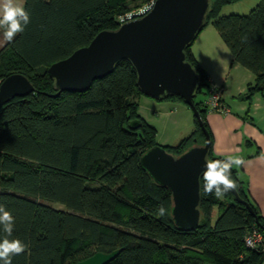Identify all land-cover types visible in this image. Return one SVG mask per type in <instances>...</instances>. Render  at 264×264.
<instances>
[{
  "label": "trees",
  "instance_id": "obj_1",
  "mask_svg": "<svg viewBox=\"0 0 264 264\" xmlns=\"http://www.w3.org/2000/svg\"><path fill=\"white\" fill-rule=\"evenodd\" d=\"M150 1H25L30 23L0 49V83L22 74L35 88L0 108V205L15 219L9 239L28 246L12 264H74L96 252L117 249L120 254L109 264H264V246L250 248L244 242L253 228L264 234V217L234 165L235 189L253 213L231 191L222 199L205 193L202 174L198 229L174 225L171 193L139 164L142 154L160 145L157 129L138 112L143 94L129 61L118 62L111 74L84 92L52 96L56 90L47 72L52 63L88 45L98 32L118 29L119 17ZM232 1L236 0H210L205 26L210 22L232 61L255 76L244 93L250 102L264 91V2L248 15L219 16L221 7ZM192 44L185 54L200 79L193 102L211 140L207 159L227 160L212 150L205 104L212 83L192 53ZM169 98L184 103L176 96L158 101ZM193 120L187 137L161 147L177 157L205 144L194 114ZM132 121L138 122L135 129L129 126ZM5 235L0 225V239Z\"/></svg>",
  "mask_w": 264,
  "mask_h": 264
},
{
  "label": "water",
  "instance_id": "obj_2",
  "mask_svg": "<svg viewBox=\"0 0 264 264\" xmlns=\"http://www.w3.org/2000/svg\"><path fill=\"white\" fill-rule=\"evenodd\" d=\"M209 7L210 0H154L146 15L125 22L116 30L98 32L88 45L47 69L56 90L53 97L62 92H84L94 81L111 74L118 62L127 60L136 71V84L141 94L155 100L168 96L183 99L205 135V144L194 145L177 157L155 146L139 160L150 178L171 193V217L180 230L193 231L199 227L200 177L211 145L193 102L200 79L185 54L205 26ZM34 91L27 77L12 74L0 83V108ZM137 125V121H132L129 126L135 129ZM231 193L253 213L236 189ZM255 223L261 226L257 218ZM120 252V249L110 253L96 252L74 264H109Z\"/></svg>",
  "mask_w": 264,
  "mask_h": 264
},
{
  "label": "crops",
  "instance_id": "obj_3",
  "mask_svg": "<svg viewBox=\"0 0 264 264\" xmlns=\"http://www.w3.org/2000/svg\"><path fill=\"white\" fill-rule=\"evenodd\" d=\"M25 1L20 0L24 7ZM203 33L200 32L196 37V39L201 37L197 46L194 45L196 39L194 40L192 53L206 71L209 82L223 86V100L230 109L228 114L211 111L206 114V121L213 135L212 150L216 156L243 159L242 165H234V167L246 181L248 196L264 217V91L256 93L250 102L238 104L236 111L233 112L234 108L226 99L244 94L247 86L254 84L255 76L237 63L230 66L232 55L231 60L228 59V48L219 34L217 38L214 34L202 36ZM6 44L0 31V49ZM209 59H216V62L220 63L218 69L226 74H221V77L216 75L214 72L216 66L209 64ZM228 62L230 63L227 66ZM222 76H225V79ZM140 97H138V112L157 129V143L160 146L177 144L188 136L181 137L179 132L187 115V110L181 102L169 103L168 99H165V101L157 100L159 102L157 103L148 98L141 100ZM189 127L190 125L187 126L186 132L194 129Z\"/></svg>",
  "mask_w": 264,
  "mask_h": 264
},
{
  "label": "clouds",
  "instance_id": "obj_4",
  "mask_svg": "<svg viewBox=\"0 0 264 264\" xmlns=\"http://www.w3.org/2000/svg\"><path fill=\"white\" fill-rule=\"evenodd\" d=\"M30 23V14L20 0H0V31L5 42H12L17 34L22 33ZM242 158L229 157L227 160H208L203 172V191L222 199L226 193L234 190L237 183L231 178L233 165H242ZM161 213L163 209H160ZM0 225L6 234L0 239V264H12L14 256L27 250V245L20 239H9L14 231L15 219L10 211L0 205Z\"/></svg>",
  "mask_w": 264,
  "mask_h": 264
},
{
  "label": "rangeland",
  "instance_id": "obj_5",
  "mask_svg": "<svg viewBox=\"0 0 264 264\" xmlns=\"http://www.w3.org/2000/svg\"><path fill=\"white\" fill-rule=\"evenodd\" d=\"M264 0H236V1H232L230 3H227V4H224L220 11H219V16H228V15H233V14H236V15H248L251 13V11L261 2ZM201 32H204L202 36H205V35H209V34H214L217 38H219V33L217 32V30L213 27V25L209 22ZM211 32V33H210ZM201 38V37H200ZM200 38L199 39H196L195 42H194V45L197 46L200 42ZM219 40V39H218ZM221 42V41H220ZM194 46V47H195ZM227 50V49H226ZM230 51L228 50L227 51V56H228V59L231 60V54L229 53ZM215 55V54H213ZM230 57V58H229ZM215 60V61H214ZM214 60H210L208 61L209 64H212L214 66H216V68L214 69V72L216 75H219V77H221L220 75L221 74H226L224 71L223 73L218 69L220 63L219 62H216V59ZM231 64L230 66H232L235 62H233L232 60L230 61ZM227 64V66L229 65V63ZM229 69V67H228ZM223 79H225V76H222ZM219 87H221L223 89V86L219 85ZM224 91V89H223ZM141 96L140 99L143 100L144 98H148L149 100L153 101V102H157V100L155 99H152V98H149V97H144V95H139ZM261 96V95H260ZM202 96H198V98L200 99ZM176 100V101H175ZM228 101V103L231 105V107H233L232 111L235 112L236 110V106H238V104H242V103H245V102H249V100H246V98L244 97V94H242L241 96L238 95L237 97L235 98H232V97H229V99H226ZM253 100V99H251ZM262 100H263V97H262ZM165 101V100H164ZM169 103L171 102H181L180 100H178L177 98L175 99H172V98H169L167 100ZM159 103V102H157ZM182 106L185 107V110H187V115H185L184 119L185 121L183 122V126L180 128L179 132L181 134V137H184V135H189V133L191 132L188 131L186 132L187 130V126L190 125L189 129L192 127H194V120H193V113L191 112V110L189 109L188 106H186L184 103H182ZM143 111V110H142ZM186 112V111H185ZM144 113H146V110H144ZM193 131V130H192ZM163 133V132H160V134ZM53 207L55 208H58V209H61L62 207L57 205V204H53L52 205ZM218 216L217 212H216V209H213V212H212V217L213 219L215 220L216 217Z\"/></svg>",
  "mask_w": 264,
  "mask_h": 264
},
{
  "label": "built area",
  "instance_id": "obj_6",
  "mask_svg": "<svg viewBox=\"0 0 264 264\" xmlns=\"http://www.w3.org/2000/svg\"><path fill=\"white\" fill-rule=\"evenodd\" d=\"M153 5L154 0L119 17L120 25L146 15L152 9ZM205 104L208 111L211 112L220 114H228L230 112L229 107L223 100V89L214 84H210L208 88ZM244 242L250 248L264 246V234L258 228H253L245 235Z\"/></svg>",
  "mask_w": 264,
  "mask_h": 264
}]
</instances>
